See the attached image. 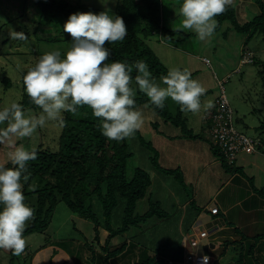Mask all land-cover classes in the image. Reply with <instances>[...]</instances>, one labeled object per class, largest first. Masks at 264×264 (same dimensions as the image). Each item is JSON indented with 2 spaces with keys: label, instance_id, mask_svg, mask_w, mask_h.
<instances>
[{
  "label": "rangeland",
  "instance_id": "1",
  "mask_svg": "<svg viewBox=\"0 0 264 264\" xmlns=\"http://www.w3.org/2000/svg\"><path fill=\"white\" fill-rule=\"evenodd\" d=\"M70 1H81L88 7V12L108 11L111 15H116L117 5L120 2V0H108L105 5L100 0ZM162 1L164 8L162 17L167 29H181L180 0ZM233 6L238 11L242 23L252 20L260 11L257 0H234ZM38 10L40 9L37 0H0V106L11 102L18 103L23 93V73L34 65L40 55L57 49L63 54L71 46L72 37L63 31L67 19L55 18L38 25L35 23V20L40 21ZM215 19L218 25V20L216 17ZM178 31L181 33L174 37L175 41H179L177 45L172 44L173 38L166 41L160 33L151 35L147 42L164 63L167 71L171 67L185 68L207 89L205 95L201 97L202 104L210 101L214 106L216 105L222 92L219 80L223 81L227 98L235 112L238 129L263 145L258 146V150L260 154L264 153L262 128L264 126V35L257 33L245 48L247 53L251 52L255 55L258 63L241 64L240 50L245 46L248 33L238 32L229 20L224 21L221 29L203 42L199 41L193 32ZM18 32L24 35L25 32H29V35H25L26 38L23 40L14 39L13 36ZM191 33L194 35L188 37L187 34ZM5 78L12 80L10 86L5 83ZM156 79L159 81L160 78ZM165 104L176 115L179 105L170 99L166 100ZM136 109L143 114V124L132 137L124 140L132 152L129 172L132 173L135 167H139L150 173L153 178L147 196L138 201L136 211L140 215L145 214L152 205L155 210L154 215L143 221L139 227H133L128 232L113 238L111 249L120 246L125 240L130 244L127 252L112 260L113 264L138 262L145 252L150 256L167 258V252L158 254L156 249L167 246L169 251H173L178 246H182V235L192 225L198 212L202 211L201 220L207 223L208 228L214 226L213 223L208 222L209 217L204 211L208 204L228 208L233 202L247 199L248 192L253 193L255 189L256 196L240 205L248 207L252 206L250 204L253 202L261 208V214L264 213V196L260 194L261 192L264 194V167L262 165L260 166L262 169L246 167L244 169L246 175L231 167H224L221 159L212 149L207 130L202 131L205 109L202 108L195 115L184 113L187 125L193 129L194 135L200 134L199 137L183 136L181 127L165 121L148 105ZM25 114L37 115V112L29 110ZM58 134L59 128L55 122H49L45 127L38 128L31 137L23 139L11 137L0 144V164L6 165L8 151L20 145L32 149L43 141L46 145L56 147ZM141 137L158 151L160 165L180 172L184 182H180L176 173L167 174L156 169L152 159L153 152L149 145L141 141ZM171 137L178 139L172 141ZM262 157L259 153L252 155L244 153L239 155V162L255 159L261 163ZM252 175H255L254 189L248 179ZM221 217L228 225H237L231 218L223 215ZM119 219L113 218L114 227L119 225ZM243 221L246 223L245 218L244 220L242 218V223ZM94 227L93 221L72 212L64 202H60L47 231L25 237L28 241L25 249H28L16 255L18 258L14 264H68L70 259L69 264H89L93 255L90 250L92 244L98 249V264H104V257L101 256L103 251L96 240ZM107 234L104 228H99L102 244L105 243ZM51 241L59 244L42 249ZM203 245L204 242L192 248L189 244L188 249L210 255L214 264H232L233 260H238L242 253V251L238 252V248L230 247L227 254L222 256L224 246L219 245L217 249L205 251ZM247 247L242 253L244 254L242 261L254 262L257 256H263L264 259V255L259 253L264 251V247H260L259 251L256 249L252 254L250 250L253 249ZM57 249L59 252L55 253L54 250ZM30 250L39 251L30 258L28 256ZM183 250L184 248L179 252L174 250V260L177 261L175 264H182ZM13 255L10 250L1 249L0 264H10Z\"/></svg>",
  "mask_w": 264,
  "mask_h": 264
},
{
  "label": "trees",
  "instance_id": "2",
  "mask_svg": "<svg viewBox=\"0 0 264 264\" xmlns=\"http://www.w3.org/2000/svg\"><path fill=\"white\" fill-rule=\"evenodd\" d=\"M162 3V0H120L116 16H120L124 20L128 34L123 41L113 44L106 42L105 47L111 50L108 62L118 60L132 66L136 61L142 60L147 63L153 77L160 78L167 74L164 63L147 42L151 35L160 33L166 41L173 38L172 44L179 43V41H175L174 37L181 31L167 29L162 17L164 9ZM257 3L260 7L259 13L252 20L243 23L240 21L236 8L233 5L229 6L223 14L216 17L218 25L215 31L221 29L224 21L229 20L238 32L248 33L245 46L257 33L264 35V0H257ZM37 6L40 9L38 10L40 21L35 20V23L38 25L46 20L50 22L55 18L68 19L72 13L88 12V7L81 1L37 0ZM26 28L28 29V27ZM25 35H29V32H25ZM187 35L190 37L194 34ZM246 53L244 48L240 55L241 59L245 57ZM252 59L248 63H258L254 54ZM136 74V70L133 68V78ZM4 81L7 86L12 84L10 78H5ZM18 103L25 112L33 110L39 114L41 111L31 102L25 92L24 85ZM142 105L150 106L165 121L176 127H181L183 136H200V134L194 135L193 129L189 128L180 107L174 115L166 104L162 109L157 108L150 103L147 96L138 91L135 97V108ZM63 116L65 119L63 127L55 122L59 128L58 145L53 147L41 141L35 148L37 158L28 162L26 172L28 180L24 183L23 191L26 203L34 209V218L25 228L24 236L47 231L56 207L60 202H64L72 212L93 221L95 237L103 251L101 256L104 257V264H113L112 260L127 252L130 246L125 240L120 246L111 249L113 238L128 232L133 227H139L143 221H147L154 215L153 205L145 214L140 215L136 211L138 201L147 196L148 190L153 184V178L150 173L139 167H135L132 173L129 172L132 152L128 143L124 140L119 142L108 140L101 135L99 120L92 115L90 108L82 106L75 115L65 112ZM262 128L264 130V126ZM43 136L45 135L43 134ZM141 141L145 145H149L152 150V159L156 169L167 174L176 173L180 182H184V177L180 172L163 168L160 165L159 153L151 143L143 137H141ZM210 142L214 153L221 159L224 167H231L245 174L242 167L237 166V163L229 164L220 148L211 139ZM258 146L260 147V145ZM5 166L11 167L12 165L7 163ZM248 179L254 189V178L248 177ZM260 194L264 196L262 192ZM117 209L118 213H116ZM114 217L117 219L120 217L119 225L116 227L113 226ZM99 228H104L108 233L104 244L100 239ZM48 243L49 245L43 246L42 249L59 244L53 241ZM90 247L93 255L89 264H98V249L94 244ZM181 247L178 246L174 250L182 251L184 247ZM174 250L169 251L167 246H160L156 252L158 254L167 252V258L150 256L145 252L140 261L132 264H168V258L174 260ZM36 251L31 252L30 250L28 256L32 258V255L39 250ZM54 251L55 253L59 252L58 249ZM16 258L18 257L14 254L10 264H14Z\"/></svg>",
  "mask_w": 264,
  "mask_h": 264
},
{
  "label": "clouds",
  "instance_id": "3",
  "mask_svg": "<svg viewBox=\"0 0 264 264\" xmlns=\"http://www.w3.org/2000/svg\"><path fill=\"white\" fill-rule=\"evenodd\" d=\"M100 2L106 5L108 0ZM233 3L234 0H180L182 20L178 30L193 32L199 41H207L217 27L215 17ZM63 31L72 37L71 46L63 54L58 49L43 53L22 76L25 92L40 113L26 115L17 102L0 106V144L11 137H31L49 122L63 127V113L75 115L82 106L90 108L98 118L101 135L123 141L143 124V114L135 108L138 91L161 109L169 99L182 112L194 115L202 108L214 106L210 101L202 104L201 97L207 89L185 68L171 67L157 81L142 60L132 66L118 60L108 62L111 50L105 47L106 42L123 41L128 34L120 16L108 11L72 13ZM13 38L26 37L18 32ZM133 68L137 73L134 78ZM36 158L35 148L20 145L7 153L11 167L0 164V249L15 255L24 251L28 243L25 228L34 218V209L26 203L23 188L28 180V162Z\"/></svg>",
  "mask_w": 264,
  "mask_h": 264
},
{
  "label": "crops",
  "instance_id": "4",
  "mask_svg": "<svg viewBox=\"0 0 264 264\" xmlns=\"http://www.w3.org/2000/svg\"><path fill=\"white\" fill-rule=\"evenodd\" d=\"M244 48H246V46L241 47L240 53L243 51ZM210 111L211 109L205 110L204 115H203V120H202V129H203L202 131L207 130L208 134H209V128H208L209 123L207 122V118H208L207 116ZM177 139H178L177 137H171L172 141H177ZM259 145L260 147L263 146L261 144ZM259 151L260 150L257 151L259 155L261 157L264 156V153L261 151L262 153L260 154ZM257 152L252 153V154H258ZM263 161H264V158L262 157L261 163H258L257 161H255V159L254 160L250 159L249 161L246 160L243 163L241 161L239 162V158H238L237 166L242 167L243 171L246 167L248 168L257 167V168L262 169V167L260 166L262 165L264 167ZM254 176L255 175H252L251 177H253L255 181ZM248 193L249 194L247 195V199L243 198L239 201L233 202L231 203V206L228 208H223L222 206H219L216 204H213V205L208 204L205 206L204 211L205 213H207L209 217L208 222L214 224L212 228H208L206 226L209 230H214V231L211 232L208 239L202 241L204 242V245L209 246L208 250L217 249L219 245H222L224 246V249L222 251L223 252L222 256H225L228 250L230 249V247L238 248L239 250L238 252L242 251V253H244V250L248 248L247 246H250L251 247L250 249H253V250H250V254L254 253L256 249L259 251L260 247H264L263 245L264 243V213L261 214V211H260L261 208L255 205L256 203H253V202L252 204H250L252 206H248V207L241 206L243 203L246 202V200L250 201L256 196V193L254 192V190H253V193L251 192H248ZM253 201L255 202V200ZM213 206H219L220 208L219 214L214 215L210 212V208H212ZM254 212H255V215H254ZM201 214H202V211L196 214L197 217L194 219L192 225L188 227L186 231L183 233L182 240L188 233L192 231V227L195 224V222L201 220L202 218ZM222 215L225 216L226 218H231V220H233L235 224L237 225H232V224L228 225L225 219L221 217ZM242 218L243 220L244 218L246 219V223L244 221H243L244 223H242ZM204 223L207 224L206 222ZM204 245H203V249H204ZM242 253L240 254L241 256L238 258V260L237 259L236 261L233 260L232 264H264L263 256H257L256 258H254V262L252 261L248 262V260L247 262L245 260L242 261V259H244V254ZM259 253L264 255V251H259ZM70 262H71V259L69 260V263Z\"/></svg>",
  "mask_w": 264,
  "mask_h": 264
},
{
  "label": "built area",
  "instance_id": "5",
  "mask_svg": "<svg viewBox=\"0 0 264 264\" xmlns=\"http://www.w3.org/2000/svg\"><path fill=\"white\" fill-rule=\"evenodd\" d=\"M252 60V53H246L241 63H248ZM207 61L209 62V59ZM219 83L222 92L216 105L209 113V134L213 143L220 148L225 160L233 165L237 163L239 155L256 153L259 143L238 129L235 112L227 98L224 82L220 80ZM210 211L212 214H219L220 209L218 206H213ZM210 234L211 231L204 222L201 220L195 222L192 231L182 240V246L185 248L182 264H205V260H207L206 264H214L210 255L188 249L189 244L192 248L198 247L202 241L209 238ZM175 262L170 259L168 264H175Z\"/></svg>",
  "mask_w": 264,
  "mask_h": 264
},
{
  "label": "water",
  "instance_id": "6",
  "mask_svg": "<svg viewBox=\"0 0 264 264\" xmlns=\"http://www.w3.org/2000/svg\"><path fill=\"white\" fill-rule=\"evenodd\" d=\"M208 248H209V246H208V245H204V250H205V251H207V250H208Z\"/></svg>",
  "mask_w": 264,
  "mask_h": 264
}]
</instances>
